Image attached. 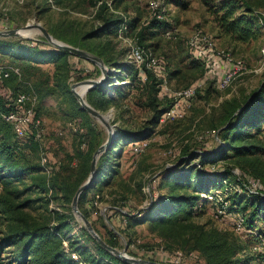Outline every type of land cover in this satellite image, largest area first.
Wrapping results in <instances>:
<instances>
[{"label":"rangeland","instance_id":"1","mask_svg":"<svg viewBox=\"0 0 264 264\" xmlns=\"http://www.w3.org/2000/svg\"><path fill=\"white\" fill-rule=\"evenodd\" d=\"M114 1L107 0L110 5L109 10L105 11L107 16L114 17L121 14L124 17H128L129 20L136 16H141V21L138 22L137 27L129 28L128 37H132V32H137L152 19L150 6L152 0H120L116 1V3ZM164 1L167 3H165V6L168 20L166 21L165 29L161 30V34L157 37L147 39L145 42L150 46L154 54L164 61L160 66L165 67L164 72L172 87L180 89L199 83L201 84L202 92L196 96L191 107L185 110L182 118L166 121H162L161 118V123L155 127L153 135L148 139L149 141H146L148 142V147L143 154L134 157L131 154V147L129 145L125 146L118 159L120 164L119 173L102 191L91 192L81 205L88 211L89 219L101 237L103 236L104 239L108 238L110 229L115 233L117 241V247L115 248L118 250L123 251L126 249V254L131 257L151 260L152 256L164 260L157 262L174 264L168 254L171 250L164 249L162 251L164 241L161 240L162 238L157 232L151 229L149 223L128 228L123 214H137L140 210H143L142 208L151 200V198L150 200L147 198V195L149 196L151 193L150 187L156 192V196L168 191L166 184L163 182L164 175L162 173L166 168L177 164L178 156L185 145L190 146L196 152L215 151L221 147L220 130L214 129V126L220 120L222 102L238 92L250 93L254 91L264 79V24L256 23L258 28L257 39L240 42L225 35L219 27V18L222 12H219L218 8L223 2H228L229 0ZM244 2L250 4L254 10L255 13H252V15L262 14L264 16V0H234L233 3L241 6L237 14L245 12V6L242 5ZM100 3L97 6H91L88 0H65L60 4L55 3L54 0H0V30L17 28L21 31V36H19L21 38L38 39L48 43L50 46H54L44 37L40 30L35 28L24 29L25 26L28 23H41L47 30L58 28L60 31H67L70 36H73L74 33L80 36L102 24L103 17L98 14ZM183 3L187 5L184 6ZM199 30L212 37L216 48L224 49L234 55L235 58H241L245 61L246 69L225 90L218 87L216 69L214 68L213 70V63H210L213 62L211 57L204 58L205 54H202L198 58L195 56L192 58L190 55L189 38ZM171 31L170 35L166 34V32ZM148 32H146L147 36L149 35ZM50 34L52 33L50 32ZM53 37L69 44L54 35ZM104 40H106L105 37L96 38L93 42L99 43ZM114 42L119 49H129L128 42L124 38L119 37V32L114 37ZM82 50L92 54L88 50ZM194 59L202 64L201 67L204 68L202 72L196 71L195 66L198 64H195ZM69 60L73 63L75 69L71 77V90L73 84L89 79H99L103 76L100 66L89 60L76 55L71 56ZM125 61L128 65L133 64L128 62L127 58H125ZM12 64L14 62L10 57L0 56V67H7ZM43 68L52 72L54 67L53 65H45ZM96 68L100 70V73H96ZM178 68L183 69L179 75L176 74ZM108 70L109 76L113 79H107L102 86H105L107 90L113 93V85L119 84L121 92L127 95L126 100L123 101L122 99L119 105L111 106L106 110L97 109L103 114L111 113L107 122L110 124L114 139L119 137L120 130L137 132L145 129V127L150 125L149 121L154 115L152 108L147 106V102L152 101L153 88L151 85L141 84L138 78L133 79L129 68L121 72L123 76L121 81L111 75L114 72L113 68L108 67ZM31 73V78L21 90L31 91V93L40 97L35 84L38 81L42 82L45 80L44 73L40 69L38 71L32 70ZM139 76L142 78L140 71ZM169 88L171 89L170 84ZM78 90L83 93L86 87L81 86ZM87 93L88 91L84 94V98L88 102ZM116 93L118 96L122 94L118 93V90H116ZM75 98L77 103L80 104L76 96ZM72 101L70 95H62L57 92L46 98L42 105L40 101L36 103V108H38L44 120L46 135L39 147L28 148L25 155L32 163L40 165L41 154H46L55 168L52 179L55 174L65 177L74 172L82 160L80 155L88 150L86 148L87 145L83 146V143L86 142L89 146L92 141V132L86 122L73 116L70 109ZM162 106H167V102H163ZM90 116V122L99 133L97 135V143L106 142L110 133L108 127L98 118L91 114ZM256 138L264 144V129L258 133ZM258 154L264 156V151H260ZM1 163L0 194L5 192L8 196L12 195L11 198H14L16 203H21L28 198L37 199L36 202H32V204L30 203L27 207L21 209L29 220L48 216V212H52L55 217V212H58V217H64L69 222V226L64 228L61 233L64 236L70 235L71 240L75 241L76 245L79 244L84 247V254L81 255L80 251L77 252L86 264H95L92 260L98 254L97 240L92 235L93 238L85 233L84 228L86 229V227L82 219L73 211V201H68L64 198L59 185L55 182L51 196H47L44 193L38 194L36 191L27 190L28 186H30V181L25 175L7 177V180L12 179L14 182V184L9 185V187H13L9 188L12 194H8L4 187L1 186L2 183L6 182L1 179V176H7L8 171L2 167ZM244 165L247 166L246 164ZM210 166L208 165L205 170H212ZM218 166L221 168L230 166L234 168L235 173L239 176H243V173L250 175L249 171L234 163V158L226 159ZM247 179L249 180L248 187H251L252 191L264 188L263 179L260 182L253 180L249 176ZM193 182H196L195 179H193ZM143 186H145L144 189H142ZM234 188L238 192H244L236 184ZM249 188L248 190H250ZM226 193L227 191L224 192L221 189H217L211 195H217L220 202L224 200ZM40 197H44L46 200L40 201L38 199ZM210 200L213 201L212 199ZM243 200L242 198V200L238 201L239 208L243 206ZM224 202L226 204V201ZM78 205L80 208V200ZM249 211H251L250 208ZM238 218L239 215L236 213L218 215L214 211V206L210 205V208L203 211L195 220L198 223H207L209 226L213 225L233 231L243 240L246 246V256L253 259L252 247L257 251V254L264 253V223L261 220H255L251 225L243 226L241 231H237L236 223ZM57 223L55 220L52 226ZM10 224L9 215L5 213L4 207L0 204V264H38L35 257L23 253V244H15L9 239ZM253 232L255 234H252ZM129 240H133L131 245H128ZM145 246L155 249V254L147 253V250L143 248ZM69 248L75 250L71 244H69ZM196 256L187 258L183 264H195L198 259ZM252 261L254 262V260ZM201 263L204 264V262ZM260 264L264 263L261 262Z\"/></svg>","mask_w":264,"mask_h":264},{"label":"trees","instance_id":"2","mask_svg":"<svg viewBox=\"0 0 264 264\" xmlns=\"http://www.w3.org/2000/svg\"><path fill=\"white\" fill-rule=\"evenodd\" d=\"M63 1L65 0H54L58 4L63 3ZM88 1L91 6H97L101 2L98 7V14L103 17L101 25L80 36L75 33L70 36L67 31H60L58 28L55 30L48 29L49 32L56 38L75 47L88 50L101 58L108 67L114 69V72L110 74L114 75L118 81L123 79L121 72L129 68L133 79L138 78L141 84L151 85L154 92L152 101L147 102V106L152 108L154 112L153 117L149 121L150 125L137 132L120 130L119 137L113 139L111 145L100 155L94 179L89 187L82 192L79 199L80 210L89 219L88 211L81 204L85 202L91 192L102 191L119 173L120 164L118 159L125 146L129 145L131 147V154L134 157L146 151L141 154H134L132 153V146L136 143L149 141L148 139L153 135L155 127L161 123L163 114L173 105V97H161L160 95L164 81H168L173 91L182 90L191 85L180 89L172 87L164 72L165 67L160 66L164 61L160 60L159 56L154 54L153 50L145 42L147 39L157 37L161 34L160 31L165 29L166 21L168 20L165 6L167 3L164 0H159L161 3L160 8L155 10L151 8L152 19L137 32H132L143 50L152 52L158 59L159 72L152 69L147 70L146 80L140 78L139 69L134 64L128 65L125 61L128 48L119 49L114 42V37L117 36L124 24L127 25V33L129 34V28H136L138 22L141 21V16H136L132 20L121 14L114 17L107 16L105 11L110 8L107 0ZM116 1L120 0H115L114 3ZM233 1L223 2L218 8V11L222 12L219 18L221 31L240 42L257 39L258 28L256 23L264 24V16L262 14L252 15V13H255L254 10L250 4L245 2L242 4L245 6V12L237 14L241 6L233 3ZM183 5L187 4L183 3ZM159 14H161V17H159ZM147 31H149L148 36ZM167 33L170 35L172 31ZM103 37L106 39L103 42H93L94 39ZM190 38V55L192 58L194 56L197 57L194 54ZM0 56H8L13 60L14 64L7 67L19 68V73L11 71L10 76L4 81V86L14 94L20 92L33 94L31 91H23L21 88L31 78L32 70L38 71L40 69L44 73L45 80L42 82L38 81L35 84L37 85L38 93H40V97L34 94L37 97V102L39 103L40 101L42 105L46 98L57 92L62 95H70L73 100L70 108L73 116L85 121L92 132V141L89 146L87 144V152L80 155L82 160L78 164V168L68 174V176L61 177V175L55 174L52 179L54 171L51 174H47L41 162L40 165L34 164L25 155L28 148L39 147L42 141L39 142L34 138L17 137L12 124L3 118V114L8 113L10 108L6 105V99L0 96V162H2V167L8 171L7 176H1V179L6 181L1 186L4 187L8 194H12L9 188L13 187H9V185L14 184V182L12 179L7 180V177L25 175L30 181V186H28L27 190L51 196L56 182L64 198L68 201H73L78 188L90 175L94 152L103 144L102 142L97 143V135L99 133L90 122L91 116L77 103L71 90V77L75 69L69 58L73 55L64 49L50 46L48 43L38 39L0 37ZM193 61L198 64L195 66L196 71L202 72L204 69L201 67L202 64L198 60L194 59ZM45 65H53V71L50 72L43 68ZM176 71H178L176 74L179 75L183 69L178 68ZM97 72L100 73L98 68H96ZM108 79L113 78L110 77ZM113 87V93H111L105 86H98L89 90L86 98L98 110H106L111 106L119 105L122 99L123 101L126 100L127 95L121 92L119 84L113 85ZM116 90L122 94L118 96ZM201 92L202 90L199 88L196 96ZM163 102H167V106H162ZM221 109L220 120L214 126V129L220 130L221 147L215 151L196 152L190 146L185 145L178 156L177 164L166 168L162 173L164 175L163 182L166 184L168 191L156 196V192L150 187L151 193L149 196L147 195V198L149 200L151 198V200L142 208L143 210H140L137 214L124 213L123 217L127 222L128 228L149 223L151 229L157 232L162 238L161 240L164 241V247L162 248L171 250V252L180 250L186 256L194 253L198 258L195 264H202L201 262H204V264L264 263V253L257 254L253 247L254 258L246 256V246L243 240L233 231L213 225L209 226L207 223H198L195 220L203 211L210 208V205L214 206L216 214L217 208L225 205V214L236 213L239 215V218L243 219L244 227L251 225L255 220H261L264 223V188L252 191L251 187H248L249 180L247 179L249 176L258 182L262 181L261 179L264 180V156L258 154L260 151H264V144L256 138L258 133L264 129V79L254 91L250 93L241 91L223 101ZM36 110L37 115L41 117L38 108ZM231 158H234L235 164L249 171L250 175L242 172L243 176H239L235 173L234 168L230 166L224 168L218 166L226 159ZM208 165H211L212 170H205ZM193 179L196 182H193ZM235 184L241 187L244 192H238L234 188ZM217 189H221L224 192L227 191L226 197L220 202L218 199L216 200L217 202L211 201L209 195L213 194ZM9 196L5 192L0 194V204L4 207V211L9 215V221H11L9 239L15 244H23V253L35 257L38 264H77L68 254L64 240H69V244L75 249L74 251H80L81 255L84 254L85 249L79 244L76 245V242L71 240L70 235L64 236L61 233L64 228L69 226V222L64 217H58V212H55V217L52 212H48V216L29 220L21 209L27 207L30 203L32 204V202H36L37 199L28 198L21 203H16L14 198H11L12 195ZM242 198L244 199L243 206L239 208L238 201L242 200ZM38 199L40 201L46 200L44 197ZM224 201H226V204H224ZM249 208L251 211H249ZM55 220L58 223L52 226ZM84 231L93 238L85 228ZM108 234V238L104 239L103 236L102 238L110 246L117 247L115 233L110 229ZM252 234L255 233L253 232ZM255 237L260 240L258 236L255 235ZM132 242L133 240H129L128 245H131ZM96 243L99 255H95L92 260L95 264H132L118 258L100 245L99 242L96 241ZM143 248L147 250V253L155 254V249L146 246ZM150 259L154 261L163 260L152 256Z\"/></svg>","mask_w":264,"mask_h":264},{"label":"built area","instance_id":"3","mask_svg":"<svg viewBox=\"0 0 264 264\" xmlns=\"http://www.w3.org/2000/svg\"><path fill=\"white\" fill-rule=\"evenodd\" d=\"M150 6L155 10L160 8L161 3L159 0H153ZM159 17H161V14H159ZM127 29V25L124 24L119 30V37L124 38L128 42L129 49L126 58L128 62L133 63L139 69L142 79L146 80L147 70L152 69L159 72L158 59L152 52L143 50L136 37H128ZM190 43L197 57L202 54H205L204 58H209L208 56L211 57L213 62L210 63H213V70L214 68L216 69L217 84L222 90L229 88L246 69V64L243 59L235 58L234 55L226 50L216 48V44L212 37L201 30L191 36ZM11 71L19 73V68L0 67V96L6 99V105L10 108L8 113L3 114V118L12 124L17 137L26 139L34 138L41 142L46 135V129L43 119L37 115V97L34 94L25 92L14 94L10 89L4 86V81L10 76ZM200 87L201 84L195 83L188 88L173 91L169 88L168 81L165 80L162 85L161 96L164 97L169 95L174 97L175 102L171 108L163 114L162 121L182 118L185 114V110L192 105L193 99ZM86 145V142H84L83 146ZM147 147L148 142L136 143L132 146L133 153L141 154ZM41 165L47 174H51L55 169L46 154H41ZM209 199L216 201L218 197L217 195H209ZM225 213V205L217 208L218 215H224ZM243 226V219L238 218L236 230L241 231ZM64 245L68 250V254L77 264H86L77 251L69 248V240H64ZM162 251H164V248H162ZM168 254L174 264H183L187 258L196 256L194 253H191L190 256H186L180 250L169 252Z\"/></svg>","mask_w":264,"mask_h":264},{"label":"water","instance_id":"4","mask_svg":"<svg viewBox=\"0 0 264 264\" xmlns=\"http://www.w3.org/2000/svg\"><path fill=\"white\" fill-rule=\"evenodd\" d=\"M33 28L40 30L42 32V34L44 35V37L50 43H52L54 46L61 48V49H64L73 55H76L78 57L89 60V61L93 62L94 64L100 66L102 73H103V76H101L99 79H89V80L81 81V82H78V83L72 85V91H73L74 95L77 97L81 107L84 110H86L89 114H91L92 116H94V117L98 118L99 120H101L102 122H104L106 124V126L108 127L109 132H110L106 142H104L93 154L90 175H89L88 179L78 188V190H77V192L73 198V203H72L73 211L75 212V214H77L82 219L86 229L97 240V242H99L100 245H102L104 248L109 250L111 253H113L118 258H120L124 261L130 262L132 264H165V263H160V262L153 261V260L131 257V256L126 254V249L123 251H120L117 248L110 246L96 232V230L94 229L90 219H88L81 212L79 205H78L80 196H81L82 192L87 187H89V185L92 183V181L94 179V176L96 173L97 162H98L100 155L102 154L103 151H105L111 145V143L114 139V135H113V132L111 130L110 124L107 122V119L111 116V113L103 114L100 111H98L97 109H95L94 107H92L85 100L84 94L91 89H94L98 86L104 85L106 83L107 79L110 78L109 77V70L101 58L94 56V55H92V54H90V53H88V52H86L80 48L74 47L72 45L63 43V42L55 39L53 37V35L50 34V32L47 30V28L44 27L41 23H28L24 29H33ZM19 36H21V31H20V29H17V28H13V29H9V30H0V37H19ZM81 86L86 87V90L83 93L79 92V90H78V88Z\"/></svg>","mask_w":264,"mask_h":264}]
</instances>
